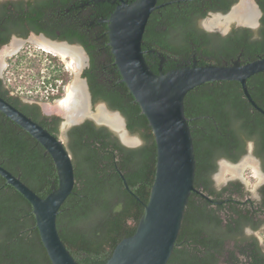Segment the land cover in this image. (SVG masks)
<instances>
[{"label": "trees", "instance_id": "16d2710c", "mask_svg": "<svg viewBox=\"0 0 264 264\" xmlns=\"http://www.w3.org/2000/svg\"><path fill=\"white\" fill-rule=\"evenodd\" d=\"M80 1L0 0V44L6 43L13 32L25 36L31 29L81 43L90 55V65L83 76L94 101L103 100L111 109L120 111L129 132L141 139L140 145L126 146L115 133L91 120L64 132L75 183L57 215L58 233L79 264H105L117 243L135 232L144 213L154 180L156 143L146 116L121 81L118 68L111 81L103 77L101 55L95 56L91 42L93 32L87 31V24H79L81 20L75 16ZM165 1L169 0L157 3ZM236 1L174 0L155 9L142 43L152 71L166 72L193 58L197 65H220L223 59L231 64L238 58L242 63L264 55V0H257L262 15L255 30L241 27L221 35L201 26L209 12L225 13ZM66 7L70 10L65 11ZM93 8L96 12H91V17L101 13L109 16L113 6L106 1ZM102 24L107 62L113 61L108 23ZM161 56L164 61L160 69ZM6 61L3 78L0 77V96L58 137L62 119L52 117L48 121L36 104L24 102L22 97L48 102L60 99L71 71L58 54L32 44H26ZM246 84L252 98L264 109V71L250 76ZM184 112L193 142L194 186L209 198L191 191L166 264H264V246L256 235L264 226V184L253 194L238 179L220 186L213 181L219 160L239 162L248 153L250 143L264 172V115L252 107L240 83L234 80L194 87L184 97ZM0 165L18 175L41 197L58 184L56 167L44 147L1 111ZM119 171L133 194L125 188ZM0 264H52L32 205L1 175Z\"/></svg>", "mask_w": 264, "mask_h": 264}, {"label": "water", "instance_id": "95a60500", "mask_svg": "<svg viewBox=\"0 0 264 264\" xmlns=\"http://www.w3.org/2000/svg\"><path fill=\"white\" fill-rule=\"evenodd\" d=\"M173 1L157 3V0H133L131 2L120 0V3L115 6L106 19L108 43L114 56V64L121 75V81L125 82L151 126L156 143V168L149 199L145 203L144 213L135 232L117 243L105 264H166L179 233L191 191L209 198L205 192L194 186L193 142L188 119L184 112V97L188 91L206 82L234 80L240 83L243 95L252 107L264 115V109L252 98L246 84V80L250 76L264 71V55L242 63L239 60H234L231 64L220 65H197L194 62L191 65L180 66L166 72L160 70L159 73H155L152 71L142 49L145 27L155 9ZM252 3L259 15V9L254 0ZM237 4L226 14L215 13L212 16L224 17ZM238 23L240 22L238 21ZM33 36L27 38L13 36L8 43L0 46L1 52L9 47L11 42L20 43V47L15 52L4 56V61L23 45L33 43ZM39 37L50 43L74 46L81 50L83 61L74 75L83 83L88 99L85 79L80 76L84 59H86L83 48L66 41L44 38L43 35ZM0 75H2L1 70ZM40 105L44 107L45 102ZM98 106H102L120 117L124 133L140 142L128 131L124 117L118 110L108 109L103 102ZM0 111L26 130L44 147L56 167L58 184L46 196L41 197L18 175L13 174L2 165H0V175L32 205L42 243L52 264H79L61 240L56 223L60 208L72 192L75 183L71 153L60 137L51 134L46 128L1 96ZM60 116L63 119V125L77 124L86 117L93 118L96 122L105 124L114 130L123 144L134 146L137 143L126 144L123 142L117 129L107 122L96 119L92 112L69 123L65 121L63 115ZM251 150L252 144L250 143L248 153L252 154ZM253 157L257 160L254 155ZM246 158H242L243 160L241 159L237 163L245 161ZM222 162L231 165L237 164L225 159H222ZM119 173L125 188L133 194L123 173L121 171Z\"/></svg>", "mask_w": 264, "mask_h": 264}, {"label": "flooded vegetation", "instance_id": "af4514ba", "mask_svg": "<svg viewBox=\"0 0 264 264\" xmlns=\"http://www.w3.org/2000/svg\"><path fill=\"white\" fill-rule=\"evenodd\" d=\"M91 2H87V1H80L79 2V4L78 5H76L77 7H75V16L76 17H78V19L79 20H81V22L79 23V24H87L88 25V29H87V31H90V32H93V35L91 36V42L95 45V52L97 53V54H95V56L97 57L99 54L101 55L100 57V62H101V64L103 65V68L105 69V76H103L105 79H108V81H111L112 80V77H115L116 76V74H114L113 73V71L115 70V69H117V67H115L114 65V60L113 61H108L107 62V58H106V56H107V53H106V47H105V44L103 43V41L101 40V38L103 37V35H104V33L106 32V31H104L103 30V24L102 23H107V21H106V19L109 17V16H104L102 13L100 14V16H97V15H95L94 17H91V12H96V9H94L93 8V6L96 4V5H98V3H102V2H109V4L111 5V6H113V9L115 8V6L118 4V3H120V0H90ZM126 1H128L129 2V0H126ZM240 0H237L231 7H230V9L234 6V5H236L238 2H239ZM2 2V1H1ZM254 3L256 4V6L258 7V9H259V15H257L256 16V18H255V20L254 21H251V22H247V24H240V23H238V20L237 19H234V20H230L228 23H226L225 25L226 26H216V25H212V26H208V25H206L207 23H203V21L207 18V17H212V15H214L215 13H222V12H209L208 13V15L205 17V18H203L202 20H201V26L205 29V30H207V31H209V32H212V33H219V34H221V35H225V34H227L228 32H230L232 29H238V28H241V27H245V28H250V29H253V30H255V29H257L258 27H259V25H260V18H261V15H262V12H261V9H260V7H259V4L257 3V0H254ZM91 8H93V9H91ZM99 9H103L102 7H100ZM112 9V10H113ZM230 9L227 11V12H225V13H222V14H226V13H228L229 11H230ZM70 10V8H68V7H66L65 8V11H69ZM112 10H110V13L112 12ZM49 13H50V11H49ZM109 13V14H110ZM85 14V15H84ZM87 14V15H86ZM82 19H84L85 21H82ZM205 21H207V20H205ZM107 26H108V24H107ZM101 29H102V32L101 33H99V31H101ZM223 30H225V31H223ZM108 31V30H107ZM57 33H58V31H57ZM91 34V33H90ZM33 35H35L36 37L35 38H38L39 36H41V35H43V37L44 38H50V39H52V40H60V41H66V42H68V43H70V44H73V45H78V46H81L82 48H83V50H84V52H85V55H86V59H84V64L82 65V70H81V74H80V76L82 77V78H84L85 79V82H86V86H87V91H88V95H89V97H88V99H87V96H86V100H87V104H88V106H89V111L90 112H92L93 114H95V112H96V109H97V106H98V104L99 103H101V102H103V103H105V105H106V107L108 108V109H111L109 106H108V104L105 102V101H103V100H96V101H94V99H93V95H92V93H91V89H90V86H89V84H88V81H87V78L85 77V76H83V71L87 68V67H89V65H90V55H89V53H88V51L86 50V48L81 44V43H79V42H70V41H68V40H65V39H59V38H52V37H50L49 35H47L46 33H44V32H35L34 30H29L28 32H27V34L25 35V36H21V35H18V34H16V33H12L11 35H10V37H9V39H8V41L6 42V43H8L10 40H11V38L13 37V36H17V37H21V38H27V37H31V36H33ZM34 37V36H33ZM41 37H39V39H40ZM41 40H42V38H41ZM6 43H3V44H0V46H2V45H4V44H6ZM35 47H37V48H40V47H38L36 44H33ZM43 49V48H42ZM150 51H151V49H150ZM192 60V61H191ZM191 60H186L184 63H183V65H190V64H193L194 62L196 63V59L195 58H193V59H191ZM235 60H239L238 58H236ZM163 61H164V58L161 56L160 57V61H159V67L158 68H160L161 69V65H162V63H163ZM232 62V61H231ZM222 63L223 64H228L227 63V61L225 60V59H223V61H222ZM109 65L110 66H112V70L110 71L109 70ZM0 77H2L3 78V75H0ZM117 81H119V79L117 80ZM85 89V88H84ZM12 93V92H11ZM86 95V94H85ZM22 100L24 101V102H27V103H30V104H36L37 106H38V109H39V112H40V114L42 115V116H44V117H46V119L48 120V121H51L52 120V117H59V118H61L62 119V117L59 115V114H56V113H47L46 111H48V110H46V108L45 107H43L42 105H40V103L39 102H37V101H35V100H32V99H27V98H24V97H22ZM111 110H113V109H111ZM120 112V111H119ZM121 113V112H120ZM123 116V115H122ZM124 117V116H123ZM85 120H91V121H93L95 124H97V125H102V126H105L106 128H108L110 131H112L113 133H115V135L117 136V138L119 139V142L120 143H122L121 142V140H120V137H119V135L114 131V130H112L111 128H109L107 125H105V124H102V123H98V122H96L93 118H89V117H86L84 120H82L81 122H79V123H77V124H80V123H82L83 121H85ZM62 121H63V119H62ZM62 121L60 122V124H59V126H60V131H63V132H65V130L66 129H68L70 126H72V125H75V124H72V125H69V124H66V125H63L62 124ZM124 121H125V123H126V120H125V118H124ZM126 127H127V125H126ZM129 131V130H128ZM58 137H60V135L58 136ZM123 144V143H122ZM125 145V144H124ZM126 146H128V145H126ZM256 157V156H255ZM256 159H257V161H258V163H259V165H260V160L256 157ZM222 160V159H221ZM229 162V161H228ZM232 163V162H231ZM219 164H220V160H219V162H218V168H219ZM241 166H238L237 168H240ZM260 168H261V166H260ZM218 171V170H217ZM216 171V172H217ZM232 179H238V180H240V181H242L240 178H238V177H236V178H232ZM231 180V179H230ZM213 181H214V184L216 185V186H220V185H222V184H217V182H216V180H215V178H214V175H213ZM243 182V181H242ZM226 183V182H225ZM244 183V182H243ZM224 184V183H223ZM245 184V183H244ZM262 184H264V183H262ZM246 186V185H245ZM246 188H248L247 186H246ZM201 189V188H200ZM250 190V189H249ZM257 233H262L263 235H264V226H262L259 230H257L256 231V235H257ZM257 237H258V239H259V242L264 246V243L262 242V240L260 239V237L257 235Z\"/></svg>", "mask_w": 264, "mask_h": 264}, {"label": "bare ground", "instance_id": "6f19581e", "mask_svg": "<svg viewBox=\"0 0 264 264\" xmlns=\"http://www.w3.org/2000/svg\"><path fill=\"white\" fill-rule=\"evenodd\" d=\"M257 11L252 3V0H240L237 6L224 17L219 15L212 16L206 22L208 26L212 25H223L228 23L230 20L237 19L240 23H247L254 21L257 16ZM32 42L38 47H41L47 51L58 54L63 60L64 57H69L71 62H74L79 68L81 62L83 61V54L79 48L74 46H67L64 44L50 43L49 41L41 40V38H33ZM20 47V43L11 42L9 47L5 48L4 51L0 52V70L3 67L4 56L12 54ZM78 71V69H77ZM76 72V71H75ZM77 73V72H76ZM86 92L83 83L78 79L77 76L74 77L71 83L67 85L66 94L57 101L55 104L60 111L63 113L66 122H71L79 119L87 113H91L86 100ZM51 106V104H48ZM93 116L101 121L109 123L112 127L117 129L121 135L123 142L126 144H134L137 139L126 135L123 131L122 121L117 115L107 111L102 106H97L95 114ZM246 163V161H245ZM243 165V164H238Z\"/></svg>", "mask_w": 264, "mask_h": 264}, {"label": "rangeland", "instance_id": "374dc122", "mask_svg": "<svg viewBox=\"0 0 264 264\" xmlns=\"http://www.w3.org/2000/svg\"><path fill=\"white\" fill-rule=\"evenodd\" d=\"M209 18H212V17H207L205 20H208ZM205 20L203 21V23L204 22L207 23ZM223 25L226 26L225 24H223ZM223 25H220V27L223 26ZM216 26H219V25H216ZM27 44H32L33 45L34 43H27ZM25 45H23L22 47H24ZM63 61H64L65 65H66V67L72 73L69 82L65 86V93H64V95H65L66 94L67 85L69 83H71L72 80L74 79V77H75L74 74L77 72L78 68H77V66H76V64L74 62H71L69 57L65 56ZM4 62L5 63L3 64V67L1 69L2 75L4 73V70H5L6 66H7L6 59H5ZM25 98H27V97H25ZM27 99H31V98H27ZM58 100H56L54 102H48V101H37V102H39V103L45 102V106L44 107L46 108V110L51 111V112L56 113V114H59V115H63V113L60 111V109L55 105ZM48 104H51V106L48 105ZM132 135L136 136L140 140V142L136 141L137 143L135 142L136 144L134 143L135 144L134 146L140 145L141 144V139L137 135H134V134H132ZM60 138H61V140L64 143L65 142V136H64V132L63 131H61ZM248 156H250V157H248ZM243 158H246L245 159L246 163H245V161H242V162L234 164V165L222 162V160H220L219 168H218V171L214 174V178H215L217 184L220 185V184H223V183L227 182L228 180H230L232 178L238 177L245 183V185L248 187V189H250V191L253 194H256L257 187L259 185H261L262 183H264V172L260 168V165H259L258 161L254 159L252 154L247 153L245 155V157H243ZM238 164H243V165H240L241 167L237 168L239 166ZM247 231L250 232V229H247ZM257 235L260 237V239L264 243V235L262 233L261 234L257 233Z\"/></svg>", "mask_w": 264, "mask_h": 264}]
</instances>
